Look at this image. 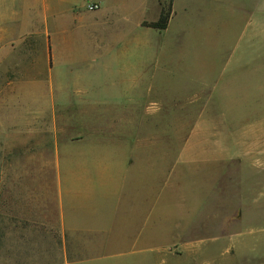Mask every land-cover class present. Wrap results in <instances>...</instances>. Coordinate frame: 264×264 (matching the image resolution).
I'll list each match as a JSON object with an SVG mask.
<instances>
[{
  "label": "crops",
  "instance_id": "crops-1",
  "mask_svg": "<svg viewBox=\"0 0 264 264\" xmlns=\"http://www.w3.org/2000/svg\"><path fill=\"white\" fill-rule=\"evenodd\" d=\"M36 1L0 0V264H203L201 253L172 252L171 245L182 242L167 237L172 176L179 172L182 178L188 165L264 162V152L258 155L245 144L251 137L231 130L230 113L215 110L224 77L184 101L149 100L143 110L139 77L133 78L124 82L120 99L110 101L106 90L113 79L65 75L75 63L67 64L64 48L84 30L77 47L102 52L109 31H115L123 48L138 50L140 41L125 29L133 13L105 9L103 0H83L79 8L71 1L62 11L58 1ZM87 3L100 4L99 11L88 12ZM66 17L70 29L63 28ZM114 20L120 21L116 27L125 26L109 29ZM261 79L231 77L223 88L229 104L247 90H259L253 85ZM158 115L200 117L174 157L163 134L169 122L161 134L168 144L140 140V116ZM108 117H115V134L107 136ZM159 125L154 121L142 129ZM232 221L236 215L225 219ZM231 239L217 237L215 243Z\"/></svg>",
  "mask_w": 264,
  "mask_h": 264
},
{
  "label": "rangeland",
  "instance_id": "rangeland-1",
  "mask_svg": "<svg viewBox=\"0 0 264 264\" xmlns=\"http://www.w3.org/2000/svg\"><path fill=\"white\" fill-rule=\"evenodd\" d=\"M49 1H58L61 11L67 10L66 4L71 1L78 8L83 2ZM36 2L3 0L6 4ZM170 5L173 17L167 31L159 32L144 26L157 22L162 11L168 10ZM117 6L124 12L133 13L125 29L127 36L140 41L139 49L134 48L132 52L131 44L129 49L123 48L113 35L115 31H109L107 49L102 52L80 48L77 46L82 45L86 34L79 30L80 35L76 33L71 44L64 48L67 64L75 63L73 71L67 69L65 75L80 79L100 76L113 79L106 90L108 99L113 102L126 91L125 81L128 84V80L131 83L133 78L139 77L141 110L149 100L162 105L176 97L184 101L224 77L216 97L222 105L217 104L215 110L230 113L234 134L251 137L245 144L258 151V155L262 154L264 79L253 85L259 90H247L242 96L237 95L232 104L223 88L229 86L231 77L264 78V32L261 36L256 32L264 28V0H174V3L173 0H103L105 9L116 12ZM86 8L88 12H97L100 4L87 3ZM116 22L120 21L114 20L109 29L125 26L119 24L116 27ZM70 25V19L66 17L63 28L70 29ZM75 118L77 124L82 122V117ZM199 118L196 115L140 116V140L156 139L157 146L168 144L161 134L169 122L170 130L163 134L171 142L174 157L178 154L179 143L189 136ZM114 119L108 117L111 123L104 130L107 136L115 134ZM154 121L160 125L148 128L149 132L142 129ZM75 134L80 136L84 132ZM242 150L238 147L237 153L242 154ZM241 162L188 165L182 169V178L178 177L179 172L172 176L165 200L167 208L171 209V216H167L170 223L166 228L170 230L167 237L177 242L182 240L180 244L171 245L173 253H201L203 264H264V162ZM225 172L231 175L230 179L224 176ZM234 215L236 221L226 224L225 219L233 220ZM222 236L232 237V242L215 243V238ZM183 261L191 264V260Z\"/></svg>",
  "mask_w": 264,
  "mask_h": 264
},
{
  "label": "trees",
  "instance_id": "trees-1",
  "mask_svg": "<svg viewBox=\"0 0 264 264\" xmlns=\"http://www.w3.org/2000/svg\"><path fill=\"white\" fill-rule=\"evenodd\" d=\"M171 14L172 12H171V5H170L168 10L162 11L160 18L157 22L149 23V24L145 23L144 26H146L149 29H153L155 31L163 32L167 30L168 28V25L171 19Z\"/></svg>",
  "mask_w": 264,
  "mask_h": 264
},
{
  "label": "built area",
  "instance_id": "built-area-1",
  "mask_svg": "<svg viewBox=\"0 0 264 264\" xmlns=\"http://www.w3.org/2000/svg\"><path fill=\"white\" fill-rule=\"evenodd\" d=\"M94 8L93 7H91V10H93Z\"/></svg>",
  "mask_w": 264,
  "mask_h": 264
}]
</instances>
